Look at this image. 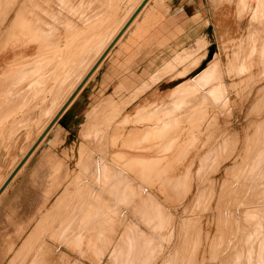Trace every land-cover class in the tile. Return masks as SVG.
Wrapping results in <instances>:
<instances>
[{"label": "rangeland", "instance_id": "374dc122", "mask_svg": "<svg viewBox=\"0 0 264 264\" xmlns=\"http://www.w3.org/2000/svg\"><path fill=\"white\" fill-rule=\"evenodd\" d=\"M20 1L26 8L20 9L19 20L24 19V12L31 27L39 20L40 34L50 40H55L58 32H71L72 21L88 24L84 14L67 12L57 0H34L37 6L33 5L32 13L28 12L29 1ZM104 1L93 0L87 8L89 15L104 10ZM228 1L203 0L208 14L203 21L207 29L202 31L206 39L195 38L175 47L168 60L150 63L154 72L146 69L139 76L133 73L113 81L118 85L105 94L113 79H100L101 63L92 71L94 74L82 84L83 90L76 94L74 113L69 114L76 118L75 114L87 110L83 118L77 119L76 125H72L70 116L54 121L28 155L32 157L30 165L38 169L31 174L33 186L28 181L24 188L30 189L26 190L28 198L36 197L33 201L40 200L41 204L34 206L28 203L26 194H21L0 207V264H264V53L257 54L264 41V0ZM122 2L121 17L134 6V1ZM0 8L7 13L5 19V13H0V37H6L4 33L18 8L10 0ZM249 23L259 31H248ZM99 46L84 54L56 102L47 93L51 80L46 87L47 80L0 75V122H6L0 133V188L51 123L56 105L60 106L63 97L80 82L82 72L88 71L104 43ZM34 48V43L18 42L9 48L11 52H0V63L12 59L16 52L31 55ZM234 52H238L237 66L232 70L227 64ZM213 60H218L220 68L205 80L194 81ZM51 67L52 63L46 67V74L51 73ZM179 85H185L179 87L182 90L194 89L187 91L188 102L162 121L173 126L165 143L161 140L162 145L174 139V148L164 151L165 159L157 167L160 177L152 174L151 179L137 178L134 168L131 173L128 170L132 165L125 166L120 160L142 154L139 150L143 149L141 144L138 149L131 144L132 148L124 137L132 128L142 129L150 122L132 119L141 107L151 109L167 103L165 108L169 107ZM215 85L222 94L219 98L209 91ZM43 97L45 101L41 102ZM197 116V122L192 123ZM124 117L129 121H123ZM173 130L176 134L171 139ZM156 153L160 154L150 151L148 155ZM176 154L177 159L173 156ZM111 162L128 167L131 177L136 178L120 182L118 172L115 176L112 171L117 167ZM172 178L179 186L170 181ZM116 183L119 186L112 188ZM214 190L223 194L222 202L216 205L215 198L210 209L207 203ZM21 199L26 200L24 206L16 204ZM20 210H30L26 219H22L23 213L18 214ZM200 228L208 236L204 246L200 244Z\"/></svg>", "mask_w": 264, "mask_h": 264}, {"label": "crops", "instance_id": "0c3cea01", "mask_svg": "<svg viewBox=\"0 0 264 264\" xmlns=\"http://www.w3.org/2000/svg\"><path fill=\"white\" fill-rule=\"evenodd\" d=\"M1 1L7 3L9 0H4V1L0 0V7L4 5ZM31 1L33 2L34 0H31ZM133 1H134V6L131 7L132 11L127 10L128 13L126 12L127 14H130L128 15L129 18L133 15V13L139 7L138 5H140L142 3L141 1L143 0H129L130 3H132ZM10 2H13V7L18 6L17 8L19 11L16 12V15L11 20L9 26L15 25L18 21H20L19 16H22L20 9H21V5H23L22 1L20 0L19 1L10 0ZM65 2H66L65 0H57V3L60 4V6H62L64 10L66 9L67 12H70V13L72 12V14L77 13L79 16L84 14L85 18L88 19L87 25H78L72 21V24L74 26L73 28H71V32L77 31V29L86 30L88 26L90 27L93 24L99 23L100 19L105 17V15L109 18L108 19L109 24L111 23L110 31L113 30L112 31L113 33L111 32V35L113 36L115 34L114 32L117 31L116 29L120 30V33L112 41L111 46H110L111 48L109 52L106 54L107 56L104 57V59L101 61V67L98 69L99 70L98 72H100L99 73L100 79L102 80L103 79L105 80L113 79L111 82L112 86L110 87V90L109 91L106 90L103 92L105 94L112 93L114 87L118 85L117 83L119 81H121L124 78L133 76L131 75L133 73L139 76L140 72L146 69L151 70V71L153 70L154 72L155 68L151 66L150 63H154L156 65L158 63H161L164 59L165 61L168 60L166 59L167 55H170V51H172L175 47L181 44L187 45L188 43H190V41H192L195 38H197L198 41H202L203 39H206L205 37H203L204 34L202 31L207 29L206 28L207 23L204 24L203 21L205 20V17L208 14L205 10L207 6L203 3V0H146V2L140 7L138 12L134 15V17L131 19L129 23H128L129 18L126 17V15L125 17L127 19L126 18L123 19L120 15V10L123 9V6L121 5L122 0H105L104 2H102V5H104L105 9L101 10L100 12L96 11L94 14H91V15H89L90 12L87 11V8L90 6V4L93 3V0H67L66 5H65ZM32 4L31 3L29 4L30 6L28 7V9L30 8L29 9L30 11L28 12H31V8L33 7ZM129 5L130 4L128 3L127 8L129 7ZM134 7H137V8H134ZM5 16H7V13ZM25 18L26 16L24 12L26 39L36 34L37 36H40L38 41L34 40V42L31 41V43H34L35 47L40 48L41 55L38 58L29 61L23 70L10 73V76L12 74H15L16 78H19V79L30 78L29 79L30 81L32 80L35 82L37 80H42V81L47 80L46 85H45L47 87V82L49 79H51V77H53L52 74L54 73V68L56 64L59 63V56L54 55L53 52L58 46L59 47L63 46L64 44L63 38L65 35V32L64 31L58 32L57 38L51 41L46 36V34L42 32H41L42 34H40L39 28H34V30H31L32 28L29 27L30 26L29 17H27L26 19ZM122 19L123 21L127 20L126 22L124 21L125 23L123 26L121 25V22L123 23ZM69 21H71L70 18H69ZM112 21H115V22H112ZM119 24L121 26H118ZM126 24L127 26H125ZM28 27H29V30L27 29ZM250 27H251V24L249 23L248 31H252V30L259 31V28L258 27L256 28V26L254 25L252 26V28ZM111 28H115V29H111ZM109 37L111 38V36ZM249 37H250V32H248V34L246 35L247 44L250 43ZM57 41L58 43H56ZM259 47L260 48H259V51L257 50V54H260V52L264 53V51H261V49L264 48V41H263L262 46H259ZM206 52H207V48L201 53L200 63L204 55L206 54ZM237 53L238 52H234L233 55H236ZM27 56L30 57L31 55H27ZM46 61L48 64L46 63ZM84 61H87V60L85 59ZM51 63H53V67L51 68L52 71L51 73L46 74L47 71L45 69L48 65L50 66ZM95 69H96V66L93 71H95ZM142 76L145 77V74ZM113 81H118V82H115L113 84ZM81 87L79 89H81ZM99 87L101 86H98V88ZM176 88L178 89V86ZM78 90L74 94V96L70 98L69 102L66 104L65 108L58 115L55 121H63L64 119L70 116V119H71L70 122L72 123V125H76L77 119L79 121L80 118L85 115L87 110L82 115L75 114L76 118L71 116L74 113L72 110L76 103L73 105V101L76 98V94H78ZM166 105L164 104L158 105V106L156 105L151 109H146L145 107H141L137 110L132 120L137 121L139 117V113L142 110H145L146 112H150V111L153 112L155 109V111L157 112V110L160 108L158 110L159 113L166 111L165 110L166 108L164 107ZM68 109L70 111H67ZM153 123L154 122L150 123L147 126H153L152 125ZM132 129H137L138 132L141 131V129L139 128H132ZM31 158L32 157L29 156L26 159V161L13 173L10 180H8V182H6V184H4L0 188V207H2V205H5V203L10 204L14 199H16L14 198V196L16 195L18 196L21 194L23 195L26 194L28 203L33 204L34 206L41 204L40 200H37L36 202L33 201L36 197L30 196L28 198V194L26 193V190H30V189L29 187L24 188V185H26L28 181H29V186L30 187L33 186V183L30 182L31 174L32 172L33 174L36 173L33 170L38 169V166L34 167L30 165V162L32 160ZM30 166L31 168H29ZM16 204L24 206L26 204V200L18 201ZM5 208L6 206L3 207V209ZM29 212L30 210H25V211L20 210L18 214L21 215V213H23L22 219H26L25 216L29 214ZM4 214H5V210H4Z\"/></svg>", "mask_w": 264, "mask_h": 264}, {"label": "bare ground", "instance_id": "6f19581e", "mask_svg": "<svg viewBox=\"0 0 264 264\" xmlns=\"http://www.w3.org/2000/svg\"><path fill=\"white\" fill-rule=\"evenodd\" d=\"M4 1V0H3ZM13 1V0H12ZM17 1H19V0H17ZM237 1L238 0H229L228 2L230 3V4H236L237 3ZM2 2V1H1ZM139 2V1H138ZM142 2V1H141ZM256 2V1H255ZM4 5H5V3L6 2H2ZM13 3V2H12ZM29 3H31L32 4V1L30 0L29 1ZM123 3V2H122ZM137 3V2H136ZM17 4V3H16ZM4 5H3V7H4ZM32 5H34V6H37V5H35L34 4V2H33V4ZM31 5V6H32ZM137 5V4H136ZM139 6V5H138ZM18 7V6H17ZM121 7V6H120ZM250 9H253L254 8V6H252V5H250ZM20 8V7H19ZM21 8H22V5H21ZM26 7L24 6V8H22V9H25ZM35 8V7H34ZM37 8V7H36ZM134 8H137V7H134ZM1 9V8H0ZM9 9V8H8ZM30 9V8H29ZM3 10V9H2ZM5 10V9H4ZM4 10H3V12L1 11L0 13H5L4 12ZM7 10V9H6ZM27 10V9H26ZM116 10V9H115ZM8 11V10H7ZM6 11V12H7ZM17 11H18V9H17ZM30 11V10H29ZM32 11H33V9L31 8V13H32ZM130 11V10H129ZM132 11V10H131ZM35 12V11H34ZM33 12V13H34ZM128 13V12H127ZM34 14H36V12L34 13ZM34 14H32L33 16H34ZM6 13L5 14H3V18L5 19L6 18ZM16 15V14H15ZM24 15V14H23ZM30 15V14H29ZM31 15V16H32ZM128 15H130V14H126V17H128ZM32 16V17H33ZM35 17V16H34ZM33 17V18H34ZM118 17V16H117ZM120 17V16H119ZM125 16H123L122 18L123 19H125L126 18ZM3 18H1V20H4ZM27 18V17H26ZM25 18V19H26ZM102 18V17H101ZM129 18V17H128ZM136 18V17H135ZM109 18L105 15V17H103L102 19H100V21H99V23H96V24H93V25H91L90 27L88 26L87 28H86V30H83V29H77V31H72V32H65V35H64V38H63V41H64V44H63V42H62V44H63V46L62 47H57L56 49H55V51L53 52L54 53V55H57V56H59V63L58 64H56V66H55V68H54V73L52 74L53 75V77H51V79H49V80H51V83H48V84H50V88H49V90H48V95L50 94L51 95V98L53 99V101H58V99H59V95L58 94H60V89L72 78V74H73V71H74V69L76 68V66H77V64L79 63V61L81 60V58L84 56V54L85 53H87L88 51H92L93 49H95L96 47H100L99 45L100 44H102V43H104V47L101 49V51L99 52V55H98V57L95 59V60H93V64L90 66V68L88 69V71L86 72V73H84V72H82L83 74H84V76L80 79V80H78V81H80V82H78L77 84H75V86H73V88L70 90V92L66 95V96H64L63 97V102H62V104L59 106V108H58V106L56 105V112H55V115H54V113H53V115H54V117H56V115L58 114V112L60 111V109L63 107V105H65V103H67V101H69L70 100V98L73 96V94L75 93V91H76V89L79 87V85H81V83H82V81H83V79H84V77H86V75L89 73V71L92 69V67H94V65L97 63V60L105 53V51L108 49V47L111 45V43H112V41L116 38V36L120 33V30H118V29H116L115 31V34L112 36V38H111V40L110 41H108V42H106L107 41V37L109 38V36H111V32L113 31H110V25H111V23L109 24V20H108ZM118 19V18H117ZM117 19H115V20H117ZM123 19H122V21H123ZM127 19V18H126ZM130 19V18H129ZM24 20V19H23ZM31 20H32V18H31ZM37 20V19H36ZM102 20V21H101ZM121 21V20H120ZM125 22L127 21V20H124ZM123 21V23L121 22V25L123 26L124 25V22ZM36 22V21H35ZM38 22H39V20H38ZM37 22V24H36V26H33V27H35V28H39V27H37L38 26V24L40 23H38ZM93 22V21H92ZM98 22V21H97ZM112 22H115V21H112ZM118 22V21H117ZM116 22V23H117ZM31 23V22H30ZM40 25V24H39ZM120 24L118 25V26H121ZM72 26V25H71ZM118 26H117V28H118ZM30 28H32L31 30H33V27H31V26H29ZM28 27V28H29ZM77 27V26H76ZM27 28V29H28ZM71 28V27H70ZM82 28V27H81ZM115 28H116V26H115ZM115 28H111V29H115ZM123 28V27H122ZM5 29H6V27H5ZM119 29H121V28H119ZM39 30V29H38ZM3 32L5 31V30H2ZM1 31V32H2ZM31 32V31H30ZM113 33V32H112ZM1 34V33H0ZM42 34V33H41ZM3 35V34H2ZM2 35H1V37H2ZM4 35L6 36V37H2L3 39H0L2 42L0 43V52L1 51H3L4 49L6 50V49H9V48H11L13 45H15V44H17L18 42H19V44H23V45H27V44H30L31 43V41L32 42H34V40H37L38 41V39H39V37L37 36V34L35 35V36H37V37H30V38H28V39H26V32H25V24H24V21H18L15 25H11V26H8L7 27V31L4 33ZM0 37V38H1ZM49 40V39H48ZM54 40V39H53ZM119 40V39H118ZM36 41V42H37ZM52 41V40H51ZM62 41V40H61ZM56 43H58V41L56 42ZM60 43V42H59ZM39 44V43H38ZM49 44V43H48ZM50 45V44H49ZM55 45V44H54ZM113 46V45H112ZM102 47V46H101ZM100 47V48H101ZM98 48H96L95 50H97ZM99 48V49H100ZM35 50H34V53L33 54H31V56L32 57H28L27 56V54H25V53H21V52H19V53H15L14 54V57L11 59H9L8 61H4L3 63L1 62L0 63V65H2L3 64V66H2V71L0 72V75L2 76V74L4 75V76H7V75H10V73H13V72H16V71H21V70H23L24 68H25V66L27 65V63L29 62V61H31V60H33V59H36V58H38L40 55H41V51H40V48L39 47H35L34 48ZM109 50L110 49H108L107 50V52H106V54L109 52ZM6 51H10V49L9 50H6ZM12 51V50H11ZM10 51V52H11ZM99 51V50H98ZM96 52V51H95ZM50 53V52H49ZM93 54V53H92ZM95 54V53H94ZM104 55L102 58H101V60L99 61V63L96 65V69H97V66H99L100 65V63H101V61L104 59V57H106L107 55ZM232 54V53H231ZM86 56V55H85ZM49 57H50V55H49ZM55 59H57V58H55ZM52 60H54V59H52ZM51 61V60H50ZM218 61V60H217ZM216 60H213V62H211L207 67H205L204 69H202L201 71H200V73L193 79L194 81H196V79L197 78H204V80L206 79L205 77H206V75H212L213 74V72L214 71H216L217 70V67H218V69L220 68L219 66L221 65V64H219V62H217ZM49 62V61H48ZM236 58H235V55H233V56H231L230 57V59H229V61H228V64L227 65H229L230 66V68L232 69V70H235V68H236ZM46 63H47V61H46ZM48 64V63H47ZM53 64V63H52ZM197 65H199V64H197ZM196 65V66H197ZM45 66V65H44ZM52 68V67H51ZM169 68H170V66H169ZM164 69H166V68H164ZM168 69V68H167ZM86 71V70H85ZM96 71V70H95ZM169 71V70H168ZM94 72V71H93ZM166 72H167V70H166ZM94 73H92V75H93ZM15 75V74H14ZM190 79V78H189ZM155 82H156V80H154ZM154 81H153V83H154ZM208 82V81H207ZM47 84V85H48ZM185 84V83H184ZM189 84V83H188ZM142 85H143V83H142ZM149 85H151V83H149ZM181 85V84H180ZM179 85V86H180ZM85 86V85H84ZM147 86V85H146ZM153 86V85H152ZM179 86H178V89L177 90H175V92L173 93L174 94V96H173V99H171V100H169V107H171V109H169V107H167L166 109L164 108V107H166V106H164L163 108L166 110V111H163V112H161V113H159V109L157 110V112L155 111V109H154V111L153 112H146L145 110H142L140 113H139V117H138V119H137V122L139 121V122H143V121H145V122H150V123H152V122H154L152 125L153 126H146L145 128H142L141 129V131H137V129H131L130 131H129V133H127L125 136L126 137H124L125 139V142L128 144V145H130L131 146V144L133 145V147H135L134 149H138V144H141V146H140V149L142 148L143 150H139V153L140 152H143L142 154H139L138 155V153H137V155H128L127 157H125L126 159H119V157H118V160H120V162L123 160V161H125V163H124V165L126 166H130V164L132 165V168L131 167H121L120 165H117L116 163V165L114 164V163H112V164H114L113 166L114 167H117L116 168V170H115V168H114V170H112V171H115L114 172V175L115 176H117V173L116 172H118V177H116V178H119V180H120V182H121V180H123V181H132V180H134L135 178L133 177H131V175L129 174V172H130V169H131V171H132V169L134 168V170H136L137 171V173L136 174H134L135 176H137V178H142V177H145V178H143V180L144 179H151V178H153V175H156V177L158 178V177H160V175H159V172L160 171H158V166L160 165V163L165 159V157H163L162 158V156H164L165 154V152L164 151H166V150H168V149H170L171 147H173L172 146V144L174 145V139H172V137H175V134H176V131L175 130H173L172 131V134H171V139L172 140H170V141H168L166 144H164V145H162V143L165 141L164 140V138L166 139V136L169 134L168 132H170L172 129V127H169V125H167V124H164V123H162V121L166 118V119H168V117L170 118L171 116H173L174 114H175V112H176V110L178 111V107H180V109H181V107H182V104H184L185 102L187 103L188 102V100H189V97H188V93H187V91H190V90H193L194 89V87L192 86V87H189V90H182L181 88H179ZM182 86H185V85H182ZM182 86H180V87H182ZM81 87V86H80ZM46 88V87H45ZM64 88V87H63ZM62 88V89H63ZM144 88H146L145 86L143 87V89ZM198 88V87H197ZM218 86H214V87H212L211 88V90H209L210 92L212 91V93H213V95H216L218 98H219V96L221 97L222 96V94H220L219 95V92H217L218 91ZM142 89V90H143ZM199 89V88H198ZM210 89V88H209ZM216 89V90H215ZM145 90H147V88L146 89H144V91ZM79 91V90H78ZM63 92V91H62ZM125 92V91H124ZM149 92V91H148ZM146 93V92H145ZM220 93H222L221 91H220ZM229 93V92H228ZM172 94V95H173ZM49 95V96H50ZM171 96V95H170ZM209 96H211V95H209ZM47 97V96H46ZM123 97V96H122ZM140 97V96H139ZM138 97V98H139ZM50 98V97H49ZM75 98V97H74ZM109 98V97H108ZM107 98V99H108ZM172 98V97H171ZM175 98V99H174ZM41 99V102L42 101H45V97H43V99L42 98H40ZM48 100V99H47ZM173 100V102L174 103H172L171 101ZM109 101V100H108ZM138 101V100H137ZM197 101V100H196ZM108 103V102H107ZM131 103V102H130ZM71 104V103H70ZM46 105V104H45ZM167 105H168V103H167ZM111 109V108H110ZM217 110V109H216ZM46 111V110H45ZM108 111V110H107ZM161 111V110H160ZM120 112V111H119ZM88 113V112H87ZM52 115V116H53ZM103 115V114H102ZM221 115V114H220ZM51 116V117H52ZM54 117H53V119H54ZM119 118H120V116H118ZM52 119V118H51ZM89 119H90V117H89ZM100 119H102V118H100ZM162 119V120H161ZM40 120V119H39ZM91 120V119H90ZM126 121V120H128L129 121V119L127 118V117H124V119H123V121ZM197 120H198V116L197 117H195V119L194 120H191V122L192 123H194V122H197ZM98 121V120H97ZM103 121V120H102ZM39 122V121H38ZM37 122V123H38ZM121 123H123L122 122V120L120 121ZM127 122V121H126ZM94 123V122H93ZM114 123V122H113ZM118 123V122H117ZM121 123H119V124H121ZM118 124V125H119ZM123 124H127V123H123ZM122 124V125H123ZM5 125H6V122H0V133L3 131V127H5ZM111 125V124H110ZM117 125V126H118ZM122 125H120V126H122ZM114 126V125H113ZM117 126H115V128L117 129ZM125 126V125H124ZM192 126V125H191ZM123 127V126H122ZM121 127V128H122ZM127 127V126H126ZM125 127V128H126ZM190 127V126H189ZM188 127V128H189ZM46 128V127H45ZM113 128V127H112ZM111 129V128H110ZM169 129H171V130H169ZM180 129V128H179ZM185 129V128H184ZM45 129H43V131H44ZM117 130H119L120 131V128L119 129H117ZM121 130H123V129H121ZM182 130V129H181ZM42 131V132H43ZM115 131V130H114ZM124 131V130H123ZM128 131V130H127ZM179 131V130H178ZM177 131V133H179ZM186 131V130H185ZM113 132V131H112ZM115 133H117V132H115ZM122 133V132H121ZM2 134V133H1ZM42 134V133H41ZM107 134V133H106ZM110 135V134H109ZM117 135H118V133H117ZM174 135V136H173ZM181 135V134H180ZM179 135V136H180ZM121 136H122V134H121ZM181 137V136H180ZM122 138V137H121ZM163 139V140H162ZM108 140H109V138H108ZM161 140L163 141V142H161ZM111 141V140H110ZM110 143V142H109ZM165 143V142H164ZM178 143H179V141H178ZM180 143H182V142H180ZM179 143V144H180ZM113 144V143H112ZM123 144V142H121V146H123L122 145ZM110 146V145H109ZM112 146V145H111ZM137 146V147H136ZM115 147V146H114ZM125 147H126V145H125ZM132 147V146H131ZM132 147V148H133ZM174 148V147H173ZM117 149V148H116ZM128 149H130V148H128ZM113 150H115V149H113ZM132 150V149H131ZM130 150V151H131ZM123 151V150H122ZM134 151V150H133ZM150 151H152V152H160V154H155V155H148L149 154V152ZM118 152V151H117ZM124 152H126L125 150H124ZM109 153V152H108ZM122 153V152H121ZM121 153H119L118 152V154H120L121 155ZM115 154H116V150H115ZM151 154V153H150ZM112 155V154H111ZM124 155V154H123ZM122 155V156H123ZM170 155V154H169ZM105 156V155H104ZM113 156V155H112ZM115 156V155H114ZM173 156H175L174 158L175 159H177V154L176 155H173ZM116 158H117V154H116V156H115ZM114 157V158H115ZM121 158V157H120ZM112 161V160H111ZM116 161H117V159H116ZM123 165V164H122ZM173 165H171V167H172ZM128 168V170H129V172L126 170ZM173 168V167H172ZM100 169V168H99ZM101 170V169H100ZM104 170V169H103ZM163 172H164V169H161ZM105 171V170H104ZM121 171H124L125 173H126V176L121 172ZM107 172V171H106ZM134 172V171H133ZM172 172V171H171ZM131 173V172H130ZM153 174V175H152ZM168 174H169V172H168ZM120 175H122V176H120ZM124 175V176H123ZM155 177V178H156ZM116 178H114V181L116 180ZM160 179H162V178H160ZM169 179V178H168ZM139 180V179H138ZM142 180V181H143ZM117 181H118V179H117ZM122 181V182H123ZM170 181H172V183H174L175 185H177V186H179V184L177 183V182H175L174 181V179L172 178ZM141 182V181H140ZM150 182V181H149ZM154 182V181H153ZM119 183V182H118ZM118 183H116V184H113V187L112 188H117L118 186H119V184ZM141 183H145V182H141ZM131 184V183H130ZM147 184V183H146ZM149 184V183H148ZM162 184V183H161ZM127 185V184H126ZM126 185H125V188L124 189H127L126 188ZM145 185V184H144ZM159 185H160V183H159ZM128 187L130 186V185H127ZM131 186H132V184H131ZM131 186H130V189H133V188H131ZM145 186H148V185H145ZM155 186V185H154ZM149 187V186H148ZM174 187V186H173ZM159 188V187H158ZM171 188V187H170ZM129 189V188H128ZM123 190V189H122ZM121 190V191H122ZM149 190H151V189H149ZM173 190V189H172ZM124 192V194H125V191H123ZM122 192V193H123ZM219 192V193H218ZM113 193H115V191L113 192ZM121 193V192H120ZM121 193V194H122ZM187 192L185 191V193L184 194H186ZM120 194V195H121ZM152 194V193H151ZM183 194V195H184ZM188 194V193H187ZM190 194V193H189ZM123 195V194H122ZM126 195V194H125ZM124 195V196H125ZM138 196V195H137ZM163 196V195H162ZM181 197H182V195H180ZM222 196H223V194L220 192V190L219 191H213V193H212V195H210V197H209V201H208V203H207V206H208V208H210V206H211V204L215 201V198H216V205H217V203L221 200V198H222ZM115 197V196H114ZM121 197V196H120ZM123 197V196H122ZM121 197V198H122ZM184 198H185V196H183ZM120 198V199H121ZM164 198H166V197H164ZM184 198H182L181 200H183ZM95 199V198H94ZM125 199V198H124ZM158 199V198H157ZM118 200V199H117ZM169 200H170V198H169ZM186 200V199H185ZM97 201V200H96ZM95 201V202H96ZM165 201V200H164ZM171 201H172V199H171ZM170 201V202H171ZM161 202H163V201H161ZM178 202V201H177ZM184 202V201H183ZM221 202H222V200H221ZM167 204V203H166ZM179 204H180V202H179ZM182 204V203H181ZM93 206V205H92ZM169 207V206H168ZM171 207H174V206H171ZM177 207V206H176ZM208 208H207V210H208ZM211 209V208H210ZM214 210V209H213ZM209 211V210H208ZM228 211V210H227ZM211 212V211H210ZM226 212V211H225ZM229 212V211H228ZM87 213V212H86ZM222 213H223V211H222ZM216 214L218 215V212H216ZM226 214V213H225ZM224 214V215H225ZM88 215V214H87ZM227 215H228V213H227ZM82 216H84V215H82ZM230 216V215H229ZM227 218V217H226ZM81 219V218H80ZM79 219V220H80ZM205 232V231H204ZM207 235L206 234H204L203 233V231H202V229L200 228V233H199V238H200V244L201 245H205L206 244V242H207ZM203 239H205V243H203ZM80 245V244H79ZM200 245V246H201ZM203 245V246H204ZM198 253V252H197ZM196 254V253H195ZM196 261V260H195ZM197 262V261H196Z\"/></svg>", "mask_w": 264, "mask_h": 264}, {"label": "water", "instance_id": "95a60500", "mask_svg": "<svg viewBox=\"0 0 264 264\" xmlns=\"http://www.w3.org/2000/svg\"><path fill=\"white\" fill-rule=\"evenodd\" d=\"M146 2V0H143L142 3L139 5V7L136 9V11L133 13V15L130 17L128 23L131 21V19L134 17V15L138 12V10L140 9V7ZM127 23V24H128ZM127 24L125 26H127ZM111 46V45H110ZM108 47V49H110L111 47ZM107 49V50H108ZM107 50L105 51V53L100 57V59H98L97 63L94 65V67H92V69L89 71V73L86 75V77H84L81 85L83 84V82H85V80L89 77V75L92 73V71L94 70L95 66L99 63V61L101 60V58L106 54ZM76 89L75 93L77 92V90L80 88V86ZM74 93V94H75ZM73 94V96H74ZM72 96V97H73ZM69 101H67L68 103ZM63 105V107L60 109V111L58 112V114L56 115V117H54V119H52L51 123L45 128V130L42 132V134L40 135V137L37 139V141L32 145V147L29 149V151L26 153V155L22 158V160L18 163L17 167L14 169L13 173L21 166V164L26 160V158L28 157V155L31 153V151L35 148L36 144L40 141V139L43 137V135L46 133V131L48 130V128L50 127V125L56 120V118L58 117V115L62 112V110L65 108L66 104ZM12 173V175H13ZM11 175V176H12Z\"/></svg>", "mask_w": 264, "mask_h": 264}]
</instances>
